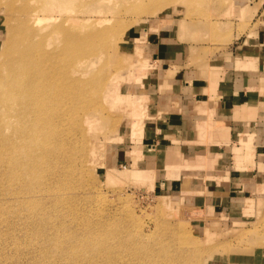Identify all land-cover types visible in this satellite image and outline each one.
Wrapping results in <instances>:
<instances>
[{
  "label": "rangeland",
  "instance_id": "1",
  "mask_svg": "<svg viewBox=\"0 0 264 264\" xmlns=\"http://www.w3.org/2000/svg\"><path fill=\"white\" fill-rule=\"evenodd\" d=\"M261 2L53 0L49 9L37 11L41 26L51 15L59 20L70 15L80 28L87 20L92 22L85 32L110 29L109 45L114 47L108 57L97 56L91 67L88 62L92 60L87 59L92 80L87 106L77 108L79 113L65 116L60 124L72 140L64 156L71 175L59 172L54 165L44 171H55L54 177L46 184L42 179L33 181L32 190L23 180L15 183L7 177V187H0V264H227L235 255L248 257L264 250V174L258 171L264 173V165L254 162L264 149L259 133L248 134L245 142L237 138V143L247 144L252 163L244 166L233 157L224 170L227 183L235 181L232 187L243 191V210L238 213L221 211L206 192L199 196L198 192H168L156 186L154 171H139L140 145L136 146L151 101L144 94L150 89L151 78L159 75L149 43L161 32L172 42L187 46L189 60L215 63L223 57L231 59L236 50L239 54L260 42ZM22 6L24 0H0L1 66L9 29L18 25V16L24 14L19 10ZM97 19L104 21L97 25ZM164 23L172 27L171 33L165 32ZM134 28H143L142 36L132 37ZM255 51L260 66L248 68L264 75V46L262 51L248 52ZM92 93L98 97L93 99ZM255 94L258 103L252 110L258 114L253 126L264 124V80ZM74 121L85 130L77 131L74 126L70 131ZM4 132L8 134L9 129ZM90 151L92 164L85 160L91 157ZM201 157L204 155L188 159ZM176 163L167 164L170 174L181 169ZM209 166L198 168H214ZM249 167L255 182L252 188L239 183ZM4 176L0 174V181L5 182ZM205 179L206 188L218 182L213 176L205 175ZM259 199L263 204L258 205ZM250 203L252 211L246 210ZM212 222L214 227L206 230Z\"/></svg>",
  "mask_w": 264,
  "mask_h": 264
},
{
  "label": "crops",
  "instance_id": "2",
  "mask_svg": "<svg viewBox=\"0 0 264 264\" xmlns=\"http://www.w3.org/2000/svg\"><path fill=\"white\" fill-rule=\"evenodd\" d=\"M260 2L264 3V0ZM261 14L263 28L258 32L260 42H256L255 48L252 44L249 45L239 51V54L236 50L235 54H231V59L223 57L215 63L189 60L187 46L184 48L183 45L172 42L166 33L161 32L156 35L158 37L155 41L149 43L152 45L150 50L156 56L158 69L155 73L159 75L151 78L148 83L150 89L144 94L151 101L138 139L140 142L136 146L140 145L138 151L141 157L137 160L139 168L154 171L156 186L165 187L168 192H176L178 189L186 193L198 192L199 196L206 192L211 195L213 202L220 204H215V207L221 211L238 213L243 210L240 205L243 200L240 193L243 191L232 187L237 182L234 181L231 185L227 183L228 175L224 170L233 157L235 162L237 158V162L244 166L252 163V153L247 150V144L237 143V138L238 141L241 138L245 142L248 134L259 133L263 142L261 148H264V124L252 125L258 114L257 110H252L258 103V95L255 93L257 87H261L264 75L256 69L248 68L258 63L260 66L256 51H248H262L264 46V10ZM164 25L165 32L171 33L169 29L172 27L166 23ZM142 29L134 28L132 37L138 34L142 36ZM168 73L171 75L167 76ZM225 140L226 142L219 143ZM259 153L258 161L254 162L263 166L264 149ZM202 155L205 158L188 159ZM176 162L181 164V169L171 171L170 174L166 166L168 163L174 166ZM209 165L214 168H198L211 167ZM206 171L219 173L211 174ZM245 171L243 174L239 173L242 174V181L239 183L242 187L252 188L255 182L249 174L251 167ZM258 171L264 174L261 170ZM205 175L216 177L218 182L214 181L215 187H205ZM261 200L259 199L258 205L263 204ZM252 206L250 203L246 210L252 211ZM214 225L213 222L209 223L205 229L210 230ZM232 259L227 264H264V250L248 257L237 258L235 255Z\"/></svg>",
  "mask_w": 264,
  "mask_h": 264
},
{
  "label": "bare ground",
  "instance_id": "3",
  "mask_svg": "<svg viewBox=\"0 0 264 264\" xmlns=\"http://www.w3.org/2000/svg\"><path fill=\"white\" fill-rule=\"evenodd\" d=\"M49 3L24 0V6L19 9L24 14L18 16V25L9 29V36L7 32L5 60L0 65V174L5 175L0 187L4 189L8 184L6 177L15 183L23 180L28 190H32L35 180L42 179L46 184L55 171H44L54 165L59 172L71 175L64 156L68 155L72 140L60 124L65 116L71 117L72 112L79 113L77 108L87 106L86 96L92 81L89 67L97 56L108 57L113 46L109 45L112 30L85 32L92 23L90 20L80 28L70 15L60 20L51 15L41 26L37 11L49 9ZM103 21L97 19L94 23L100 25ZM61 53L63 56H59ZM87 59L92 60L88 62L90 66ZM91 97L95 99L98 95L92 93ZM74 126L77 131L85 130L79 121L71 124L70 131ZM6 128L8 134L4 132ZM90 154L85 160L92 164L91 151ZM33 170L35 174L31 173ZM7 189L15 190V187Z\"/></svg>",
  "mask_w": 264,
  "mask_h": 264
}]
</instances>
